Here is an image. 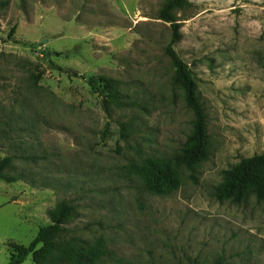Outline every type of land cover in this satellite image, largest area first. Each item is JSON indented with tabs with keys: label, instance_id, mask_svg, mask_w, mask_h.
I'll return each instance as SVG.
<instances>
[{
	"label": "rangeland",
	"instance_id": "rangeland-1",
	"mask_svg": "<svg viewBox=\"0 0 264 264\" xmlns=\"http://www.w3.org/2000/svg\"><path fill=\"white\" fill-rule=\"evenodd\" d=\"M167 1L0 0V160L21 177L0 180V264L62 201L68 236L104 264H264V202L215 197L225 171L264 154V0L177 12L210 155L158 196L139 171L178 155L193 121L165 53Z\"/></svg>",
	"mask_w": 264,
	"mask_h": 264
},
{
	"label": "trees",
	"instance_id": "trees-1",
	"mask_svg": "<svg viewBox=\"0 0 264 264\" xmlns=\"http://www.w3.org/2000/svg\"><path fill=\"white\" fill-rule=\"evenodd\" d=\"M188 7V0H168L158 15V20L171 27V40L165 53L175 68V84L182 89L185 105L193 114L192 130L184 149L164 165L150 166L139 171L145 191L158 196L170 193L177 187L179 169L198 166L207 161L210 155L205 108L198 97L191 69L175 49L181 40L182 25L177 12H183ZM110 100L118 105L123 104L116 94H111ZM12 160L11 157L0 160V180L8 184L21 180V177L8 173ZM252 196L264 202V154L245 158L225 171L224 181L215 192L219 202L229 201L237 205ZM49 217L51 224L42 227L29 246L10 245L8 264H24L30 256L34 264H104L106 252L103 249L85 247L76 237L68 236L70 230L67 225L74 217V208L70 204L60 202L49 213Z\"/></svg>",
	"mask_w": 264,
	"mask_h": 264
}]
</instances>
